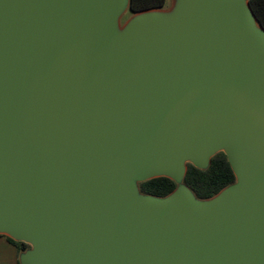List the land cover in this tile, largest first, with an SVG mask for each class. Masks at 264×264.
<instances>
[{
	"label": "water",
	"instance_id": "95a60500",
	"mask_svg": "<svg viewBox=\"0 0 264 264\" xmlns=\"http://www.w3.org/2000/svg\"><path fill=\"white\" fill-rule=\"evenodd\" d=\"M128 4L0 0V235L19 264H264V30L248 0L119 30ZM219 152L236 182L197 200Z\"/></svg>",
	"mask_w": 264,
	"mask_h": 264
},
{
	"label": "trees",
	"instance_id": "16d2710c",
	"mask_svg": "<svg viewBox=\"0 0 264 264\" xmlns=\"http://www.w3.org/2000/svg\"><path fill=\"white\" fill-rule=\"evenodd\" d=\"M165 3L166 0H129L128 13L135 15L145 11L160 10L164 8ZM248 5L257 24L264 30V0H248ZM235 182V176L225 154L219 152L210 159L208 167L203 170L189 163L186 164L182 184L192 192L197 200L204 201L213 198ZM177 187V183L165 177L138 183L140 193L155 198H165ZM3 237L16 248L18 256L30 249L25 243L14 241L7 236Z\"/></svg>",
	"mask_w": 264,
	"mask_h": 264
},
{
	"label": "crops",
	"instance_id": "0c3cea01",
	"mask_svg": "<svg viewBox=\"0 0 264 264\" xmlns=\"http://www.w3.org/2000/svg\"><path fill=\"white\" fill-rule=\"evenodd\" d=\"M18 260L16 248L0 235V264H18Z\"/></svg>",
	"mask_w": 264,
	"mask_h": 264
},
{
	"label": "rangeland",
	"instance_id": "374dc122",
	"mask_svg": "<svg viewBox=\"0 0 264 264\" xmlns=\"http://www.w3.org/2000/svg\"><path fill=\"white\" fill-rule=\"evenodd\" d=\"M174 3L175 0H166V3L164 5V8L162 9V12H172L174 9ZM132 15L128 13V11H125L122 16L119 19L118 28L119 30H122L123 26L131 19Z\"/></svg>",
	"mask_w": 264,
	"mask_h": 264
}]
</instances>
